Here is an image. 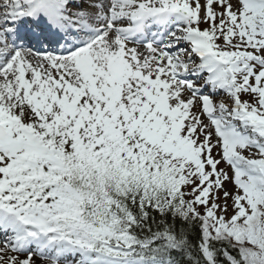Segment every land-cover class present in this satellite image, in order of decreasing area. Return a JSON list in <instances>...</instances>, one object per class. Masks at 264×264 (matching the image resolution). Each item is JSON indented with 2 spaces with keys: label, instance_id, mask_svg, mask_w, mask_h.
I'll return each mask as SVG.
<instances>
[{
  "label": "snow or ice",
  "instance_id": "6c2138e0",
  "mask_svg": "<svg viewBox=\"0 0 264 264\" xmlns=\"http://www.w3.org/2000/svg\"><path fill=\"white\" fill-rule=\"evenodd\" d=\"M0 264H264V0H0Z\"/></svg>",
  "mask_w": 264,
  "mask_h": 264
}]
</instances>
